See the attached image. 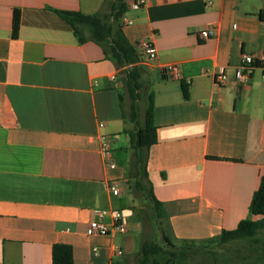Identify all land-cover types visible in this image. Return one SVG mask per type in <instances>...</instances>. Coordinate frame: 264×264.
<instances>
[{
  "label": "crops",
  "instance_id": "1",
  "mask_svg": "<svg viewBox=\"0 0 264 264\" xmlns=\"http://www.w3.org/2000/svg\"><path fill=\"white\" fill-rule=\"evenodd\" d=\"M110 3L0 0V264H52L56 242L71 245L73 264H129L159 233L202 242L249 215L264 174V83L259 69L245 84L234 72L242 53L264 51V0H146L125 12L128 41L141 53L137 42L148 37L156 49L155 61L140 63L154 102L146 170L160 202L157 238L121 210L134 126H127L120 70L86 29L80 42L54 11L98 12L109 23ZM208 26L213 34L203 38ZM172 64L179 78L168 76ZM220 68L226 81L218 86ZM101 136L110 144L106 156ZM113 210L122 212L125 232L85 233L91 219L109 224Z\"/></svg>",
  "mask_w": 264,
  "mask_h": 264
},
{
  "label": "trees",
  "instance_id": "2",
  "mask_svg": "<svg viewBox=\"0 0 264 264\" xmlns=\"http://www.w3.org/2000/svg\"><path fill=\"white\" fill-rule=\"evenodd\" d=\"M126 0H111L110 13L111 22H103L100 13L86 14L80 11L54 9L56 13L67 23L69 28L77 36L80 42L87 36L84 29L88 31V37L103 46L105 54L119 68V73L124 80L130 97L129 119L134 129L127 131L129 145L132 149V158L128 170L129 188L136 189L147 199L155 211L154 224L158 225V210L160 202L155 198L152 185L148 179L146 170L148 149L156 142V126L153 122V93L150 91L146 96V104L143 112V121L138 120L137 100L140 97L138 89L142 86L140 77L143 67L140 63L142 55L137 51L135 45L126 38L123 30L121 17L127 11ZM259 17L264 21V10L259 12ZM19 26V10H13L12 34L16 35ZM188 84L181 81V92L184 98L188 97ZM249 215L241 219L233 229H222L219 234L206 241L216 240L219 244L231 242L236 239H253L262 232L264 237V174L259 176L257 187L254 190L249 206ZM163 243L143 241L133 262L129 264H163V260H175L177 254L184 256L188 247L185 243L194 241H181L176 250L175 244L164 232L161 236ZM52 264H73L72 247L69 244L56 242L51 248Z\"/></svg>",
  "mask_w": 264,
  "mask_h": 264
},
{
  "label": "rangeland",
  "instance_id": "3",
  "mask_svg": "<svg viewBox=\"0 0 264 264\" xmlns=\"http://www.w3.org/2000/svg\"><path fill=\"white\" fill-rule=\"evenodd\" d=\"M142 86L138 89L140 97L137 100V109H138V120L139 122L143 121V112L146 104V96L148 93L147 88L145 87L146 81L144 73L140 77ZM124 94V105L125 112L129 118L130 115V97L128 90L126 88L124 80H121ZM127 126L132 127L133 123L130 119H127ZM122 212L124 217L129 222H139L143 226L145 236L148 235V238H151L154 235V238L158 234L155 221V211L150 206V203L147 199L142 196V193L136 189H131L126 187V194L122 196ZM147 234V235H146ZM157 238V237H156ZM257 240L245 238V239H236L228 243L219 244L216 240L211 241H202V242H192L185 243L188 247L187 253L184 256L177 254L175 260L165 259L167 264H236L239 263L242 259L254 258L256 256L262 257L264 260V237L263 233L260 232L256 236ZM163 243L161 235L159 233L158 239L152 240L153 242ZM175 246L173 249H177L182 242L173 241ZM164 244V243H163Z\"/></svg>",
  "mask_w": 264,
  "mask_h": 264
},
{
  "label": "built area",
  "instance_id": "4",
  "mask_svg": "<svg viewBox=\"0 0 264 264\" xmlns=\"http://www.w3.org/2000/svg\"><path fill=\"white\" fill-rule=\"evenodd\" d=\"M146 0H127L126 5L127 9H136L142 6ZM122 24H130L132 20L125 15V13L121 17ZM200 34L203 38H208L213 34V30L210 26L202 29ZM137 46L141 50L142 62H153L156 59V49L153 45V42L148 37H142L138 42ZM168 72V76L172 78H179L180 72L178 65L172 64L166 68ZM255 69L260 70V78L264 83V51H259L257 53H242L240 62L235 68L234 77L235 82L238 84H245L249 78L252 76L253 71ZM115 75H111V79H115ZM226 81V74L223 68H220L214 78V82L216 85L220 86ZM102 122L99 123L102 126ZM100 151L106 156L110 151V144L104 136H101L100 140ZM110 167H114L115 163L111 160L108 161ZM109 189L113 195H118L120 193V186L118 182H111L109 184ZM107 210H99L98 216L103 217L107 214ZM111 222L109 224L96 219H91L87 222L85 233L87 235H101L108 236L113 233H123L126 231V225L123 220V215L120 210L110 211ZM115 252L120 254L121 250L119 248L115 249Z\"/></svg>",
  "mask_w": 264,
  "mask_h": 264
},
{
  "label": "water",
  "instance_id": "5",
  "mask_svg": "<svg viewBox=\"0 0 264 264\" xmlns=\"http://www.w3.org/2000/svg\"><path fill=\"white\" fill-rule=\"evenodd\" d=\"M164 264H167V261H166V262H164Z\"/></svg>",
  "mask_w": 264,
  "mask_h": 264
}]
</instances>
